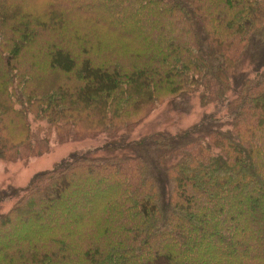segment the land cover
Instances as JSON below:
<instances>
[{
	"label": "trees",
	"instance_id": "16d2710c",
	"mask_svg": "<svg viewBox=\"0 0 264 264\" xmlns=\"http://www.w3.org/2000/svg\"><path fill=\"white\" fill-rule=\"evenodd\" d=\"M87 138L0 191V264H264V0H0V162Z\"/></svg>",
	"mask_w": 264,
	"mask_h": 264
},
{
	"label": "rangeland",
	"instance_id": "374dc122",
	"mask_svg": "<svg viewBox=\"0 0 264 264\" xmlns=\"http://www.w3.org/2000/svg\"><path fill=\"white\" fill-rule=\"evenodd\" d=\"M193 109L191 113L182 115L178 111H175L166 102L158 105L155 110L151 112L148 118L136 128L133 132L132 139L139 140L142 137L151 135L159 131H179L180 129H186L196 123H198L204 113V109L199 106V100L194 98ZM211 111V109L209 110ZM94 140V141H93ZM82 141V142H81ZM98 142V143H97ZM100 144V138H87L79 140V143L70 142L65 144L53 142L46 154L37 155L28 159H19L14 162H0V191H4L10 188L26 189L31 184V181L41 172L51 171L55 165L68 159L70 155L74 153H81L82 151L90 149L93 144ZM121 185V184H116ZM121 190L126 189V185L118 186ZM49 190L41 192L38 201L43 200L48 196ZM78 193L76 191L70 194L68 198V218L66 221L75 220L80 213L92 212L94 210V204L78 202ZM101 197H108V194L104 192ZM42 198V199H41ZM61 212H56V214ZM62 216V215H61ZM64 219V218H63ZM36 227H44L42 222L36 224ZM29 230V227H16L8 232L0 240H9L11 244L17 241L23 232Z\"/></svg>",
	"mask_w": 264,
	"mask_h": 264
}]
</instances>
